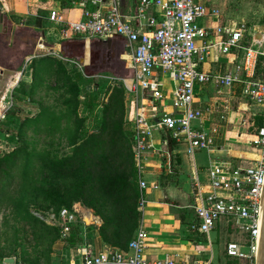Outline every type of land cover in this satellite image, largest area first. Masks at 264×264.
I'll list each match as a JSON object with an SVG mask.
<instances>
[{
	"label": "built area",
	"instance_id": "2783aa9c",
	"mask_svg": "<svg viewBox=\"0 0 264 264\" xmlns=\"http://www.w3.org/2000/svg\"><path fill=\"white\" fill-rule=\"evenodd\" d=\"M70 1L80 7L77 20L67 21L56 11L49 15L62 39L124 38L130 51L128 65L133 74L128 89L147 92L153 109L155 101L165 100L163 76L167 73L175 82L173 111L148 117L141 107H135L131 150L137 168L152 146V130L156 127L166 130L170 138L187 142L189 152L213 146L210 133L201 125L192 124L202 116V111L194 107L195 89L202 85L213 84L219 89L238 87L240 95L250 105L242 111L239 124L253 133L252 138L243 142L246 148H235L236 155L208 169L210 190L198 189L195 193L193 218L181 231L182 238L193 247L192 253L183 255L182 262L173 255L148 257L145 253L148 233L143 226H138L124 248L106 244L97 250L86 242L63 247L65 259L61 264H214L210 234L221 224L231 226L240 237L225 243L224 260L216 263L229 264L228 260H236L238 264H256L264 184V59L261 58L264 57V32L241 25L225 37L218 35L212 39L211 32L199 24V20L208 14L202 0H139L134 13L129 15L116 7L100 11L96 5L101 0ZM152 9L156 11L155 16L148 15ZM143 19H146V27L141 28ZM198 40L202 42L200 45ZM210 49L225 55L233 54L232 68L216 73L200 69L199 62ZM227 117L228 112L220 114V119L225 122ZM258 117L260 125L256 124ZM237 160L245 164H233ZM136 181L139 189L137 209L141 214L146 202L145 189L159 185H149L138 174ZM75 212L61 207L47 213L35 212V216L57 227L65 243L73 226L79 222ZM91 216L92 222L97 224L98 219ZM5 259L0 257V264H17Z\"/></svg>",
	"mask_w": 264,
	"mask_h": 264
},
{
	"label": "rangeland",
	"instance_id": "374dc122",
	"mask_svg": "<svg viewBox=\"0 0 264 264\" xmlns=\"http://www.w3.org/2000/svg\"><path fill=\"white\" fill-rule=\"evenodd\" d=\"M262 6V0H244L241 14L251 24L260 23L264 20ZM60 44L54 67L49 66V59L37 55L39 61L34 60L32 68L25 66L21 78L8 81L10 85L0 84V99L4 98L0 105V160L11 155L9 174L0 192V255L17 264H50L54 255L63 262L61 253L67 244L60 231L35 212L65 206L75 210L81 229V240L75 246L99 233L101 218L67 193L74 192L75 178L68 173L72 166L65 167L66 158L85 146L92 149V143L103 136L104 122L116 124V135L121 134L123 140L118 137L113 144L106 140L101 151H114L118 161L120 152L131 147L125 107L130 93L123 85V79L133 75L131 71L94 46L90 64L84 65L80 45L74 47L66 40ZM49 53L45 52L46 57ZM10 73L6 71L4 78ZM64 199L70 204L62 202ZM222 231H212L214 264L220 258L223 262L224 242L230 238L228 227L223 226Z\"/></svg>",
	"mask_w": 264,
	"mask_h": 264
},
{
	"label": "crops",
	"instance_id": "0c3cea01",
	"mask_svg": "<svg viewBox=\"0 0 264 264\" xmlns=\"http://www.w3.org/2000/svg\"><path fill=\"white\" fill-rule=\"evenodd\" d=\"M202 1L207 5L208 14L199 20V24L211 32L212 39L218 35L225 37L241 25L250 30L264 32V20L261 19L260 23L251 24L241 14L244 0ZM138 2L139 0H101L96 7H99L102 12L116 7L122 13L129 15L134 13ZM52 11L61 14L67 21L77 20L80 17V7L72 4L70 0H0V13L3 14V28L0 31L1 85L3 81L4 84L6 82L7 85H10L8 81L21 78L25 66L32 68L33 65L30 64L34 60L35 62L39 61L38 58L36 59L37 55L49 59V66L54 67L53 64L57 60L61 48L60 40H66L70 44H74V47L80 45L84 65L90 64L94 53L93 48L98 47L104 52V56H115L122 62L123 68L131 71L132 75V70L128 65L130 51L124 38L113 37L107 40L96 38L89 40L62 39L57 27L49 20ZM262 13L264 18V8ZM148 15L155 16L156 11L152 9ZM145 20L140 21L141 28L146 27ZM218 28L223 31L218 33L216 31ZM248 40L250 41L251 37ZM201 43L200 40L197 41L198 45ZM47 50L50 52L49 57H46L47 54H45ZM209 51L202 62H199L200 69L216 73L232 68L233 54L225 55L212 49ZM3 54L7 56L6 59ZM6 71L11 72L7 79L4 78ZM124 79L123 85L130 93V100L126 101L125 107L126 123H128L130 133L129 141L132 147L131 136L135 107L137 105L141 107L148 117L154 113L173 111L172 88L175 82L167 73L163 76L165 100L155 101L153 109L149 102L148 93L140 90L131 92L128 89L130 77ZM8 89L7 87L6 91ZM194 107L202 111V116L198 120H194L192 124L201 125L205 131L210 133L213 138V146L209 149L189 152L187 142L170 138L166 130L156 127L152 130V146L149 147L138 167V175L141 179L149 185L156 183L159 185L158 187L149 186L145 189L146 202L138 225L143 226L148 233L145 253L150 258L173 255L182 262L183 255L192 253V244L182 238L181 231L184 224L193 218L192 206L195 203V193L198 189L200 191L210 190L207 174L210 167L225 162L231 155H236L235 148L239 150L246 148L243 146V142L247 138H252V130H246L244 126L239 124L242 111L248 109L250 105L240 95L238 87L219 89L213 84L197 87L195 89ZM225 112H228L226 122L220 119V114ZM233 164L244 165L245 163L237 160L236 162L233 161ZM223 226V224L218 225L215 230L219 229L223 233ZM228 228L230 232L227 236L230 238L224 242V245L226 242L240 237L231 226ZM213 233L210 234L211 240ZM95 235L96 237L93 240L89 239L87 243L98 250L107 243L101 239L99 233ZM234 235L235 238H233ZM61 248L62 246L59 249ZM222 252L223 259L224 251L222 250ZM61 254L64 257L62 258L64 262V250ZM56 256L54 255L50 264L62 263Z\"/></svg>",
	"mask_w": 264,
	"mask_h": 264
},
{
	"label": "trees",
	"instance_id": "16d2710c",
	"mask_svg": "<svg viewBox=\"0 0 264 264\" xmlns=\"http://www.w3.org/2000/svg\"><path fill=\"white\" fill-rule=\"evenodd\" d=\"M262 4L264 8V0ZM261 58L264 59V57ZM260 123L261 119L258 117L256 124L260 125ZM111 128L113 129L112 134L107 137ZM116 128V124L109 125L104 122L102 124L103 136L92 143L93 148L86 150L88 146H85L81 151H77V155L66 158L65 167L72 166L68 173L75 178L74 192L67 191V193L73 195L75 200H80L86 207L93 209L101 218L99 235L104 242L111 246L124 248L134 236L141 216L137 209L138 168L130 145L127 146V151L120 152L118 161L114 160L116 154L114 151L111 153L101 151L106 140L112 144L118 137L123 140L121 134L116 135ZM96 156L98 159L95 158ZM10 159L11 155H6L0 160V192L9 174ZM66 203L70 204V202ZM80 231L78 224L73 226L66 239L68 247H74L81 240ZM0 257L4 256L0 255ZM228 263L238 264L236 260H228Z\"/></svg>",
	"mask_w": 264,
	"mask_h": 264
},
{
	"label": "water",
	"instance_id": "95a60500",
	"mask_svg": "<svg viewBox=\"0 0 264 264\" xmlns=\"http://www.w3.org/2000/svg\"><path fill=\"white\" fill-rule=\"evenodd\" d=\"M2 20H3V14L0 13V31H2L3 28ZM1 73H2V69H0V75ZM5 260L9 262H13L12 258H6ZM256 264H264V184H263L260 214H259Z\"/></svg>",
	"mask_w": 264,
	"mask_h": 264
},
{
	"label": "bare ground",
	"instance_id": "6f19581e",
	"mask_svg": "<svg viewBox=\"0 0 264 264\" xmlns=\"http://www.w3.org/2000/svg\"><path fill=\"white\" fill-rule=\"evenodd\" d=\"M82 61H84V59H83ZM3 100H4V98H3V96H2L1 99H0V105H1V103L3 104ZM246 156H248V157H253V155H250V154H247ZM90 218H91V217H90Z\"/></svg>",
	"mask_w": 264,
	"mask_h": 264
}]
</instances>
